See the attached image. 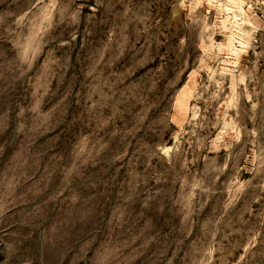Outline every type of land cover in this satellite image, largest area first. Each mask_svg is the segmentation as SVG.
I'll list each match as a JSON object with an SVG mask.
<instances>
[{"label": "rangeland", "instance_id": "1", "mask_svg": "<svg viewBox=\"0 0 264 264\" xmlns=\"http://www.w3.org/2000/svg\"><path fill=\"white\" fill-rule=\"evenodd\" d=\"M0 264H264V0H0Z\"/></svg>", "mask_w": 264, "mask_h": 264}]
</instances>
